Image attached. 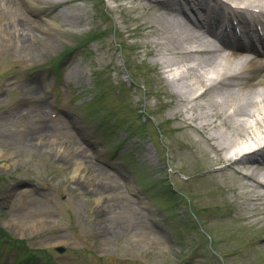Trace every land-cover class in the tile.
I'll list each match as a JSON object with an SVG mask.
<instances>
[{
  "label": "rangeland",
  "instance_id": "1",
  "mask_svg": "<svg viewBox=\"0 0 264 264\" xmlns=\"http://www.w3.org/2000/svg\"><path fill=\"white\" fill-rule=\"evenodd\" d=\"M116 4L79 1L86 23L52 25L34 60L0 25V264H264V201L203 195L169 74ZM57 144L99 167L97 190Z\"/></svg>",
  "mask_w": 264,
  "mask_h": 264
},
{
  "label": "bare ground",
  "instance_id": "2",
  "mask_svg": "<svg viewBox=\"0 0 264 264\" xmlns=\"http://www.w3.org/2000/svg\"><path fill=\"white\" fill-rule=\"evenodd\" d=\"M3 1L0 25L5 39L12 43L7 47L27 49L33 60L44 55L34 44H54L45 37L59 33L52 25L72 29L87 21L78 6L81 0H20L34 18L16 7L17 0ZM115 1L114 7L125 15L124 28L131 30L128 21L137 20L148 36L151 61L169 74L166 78L175 98L173 118L195 135L188 137L200 168L192 178L204 182L203 195L214 201L233 195L232 206L239 209L245 208L241 197L264 201V49L219 42L215 29L225 19L238 21L246 35L264 30V0ZM2 13L9 15H3L7 21ZM56 148L65 153L63 145ZM73 151L65 153L71 159L73 175L78 181L91 175L94 181L90 184L97 190L104 177L101 170L80 158L84 152L79 146ZM4 155L0 150V157ZM78 181V187H89ZM152 230L153 235L163 232L157 227Z\"/></svg>",
  "mask_w": 264,
  "mask_h": 264
},
{
  "label": "water",
  "instance_id": "3",
  "mask_svg": "<svg viewBox=\"0 0 264 264\" xmlns=\"http://www.w3.org/2000/svg\"><path fill=\"white\" fill-rule=\"evenodd\" d=\"M59 249V251H61V252H63L64 251V248H58Z\"/></svg>",
  "mask_w": 264,
  "mask_h": 264
}]
</instances>
